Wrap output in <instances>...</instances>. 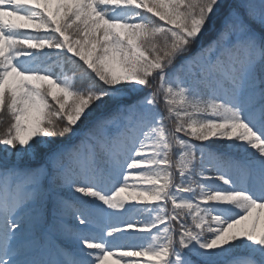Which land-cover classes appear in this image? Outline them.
Instances as JSON below:
<instances>
[{
	"label": "snow or ice",
	"instance_id": "snow-or-ice-1",
	"mask_svg": "<svg viewBox=\"0 0 264 264\" xmlns=\"http://www.w3.org/2000/svg\"><path fill=\"white\" fill-rule=\"evenodd\" d=\"M5 116L0 264H264V0H0Z\"/></svg>",
	"mask_w": 264,
	"mask_h": 264
},
{
	"label": "trees",
	"instance_id": "trees-1",
	"mask_svg": "<svg viewBox=\"0 0 264 264\" xmlns=\"http://www.w3.org/2000/svg\"><path fill=\"white\" fill-rule=\"evenodd\" d=\"M209 39H210V37L206 36V37H205V43H207V41H208ZM45 51H48V50H45ZM158 107L160 108L161 111L164 110L162 102H161V104L158 105ZM165 123H166V125H167L169 128L172 127L171 122H169V121L166 120ZM7 126H8V118L5 116V117L3 118V121H0V133H3V132L5 131V129L7 128ZM56 139H57L58 142H61V141L63 140V138H61V137H57ZM177 151H178V150L174 149V150H173V153L171 154V158H172L174 161H175V159L177 158V155H176ZM66 195H70V193H66ZM54 242H55V243H59L60 241H54Z\"/></svg>",
	"mask_w": 264,
	"mask_h": 264
}]
</instances>
